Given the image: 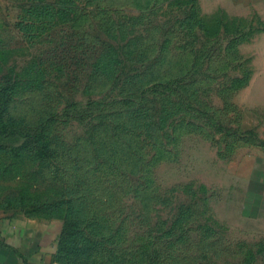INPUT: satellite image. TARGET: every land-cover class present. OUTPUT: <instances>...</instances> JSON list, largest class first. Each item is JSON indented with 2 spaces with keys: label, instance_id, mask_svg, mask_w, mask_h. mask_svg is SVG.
<instances>
[{
  "label": "rangeland",
  "instance_id": "1",
  "mask_svg": "<svg viewBox=\"0 0 264 264\" xmlns=\"http://www.w3.org/2000/svg\"><path fill=\"white\" fill-rule=\"evenodd\" d=\"M6 218L38 264H264V0H0Z\"/></svg>",
  "mask_w": 264,
  "mask_h": 264
},
{
  "label": "crops",
  "instance_id": "2",
  "mask_svg": "<svg viewBox=\"0 0 264 264\" xmlns=\"http://www.w3.org/2000/svg\"><path fill=\"white\" fill-rule=\"evenodd\" d=\"M7 219V218H6ZM30 225L4 220L0 223V264H38L40 250L31 249ZM34 243V242H33ZM36 245L38 241L35 242ZM37 260V261H36Z\"/></svg>",
  "mask_w": 264,
  "mask_h": 264
}]
</instances>
